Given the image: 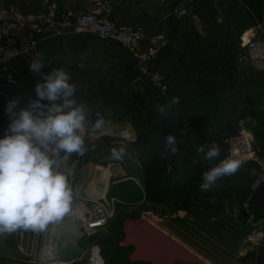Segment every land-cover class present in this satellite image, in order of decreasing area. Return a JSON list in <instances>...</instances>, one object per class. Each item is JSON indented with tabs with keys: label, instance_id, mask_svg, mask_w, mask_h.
Returning <instances> with one entry per match:
<instances>
[{
	"label": "rangeland",
	"instance_id": "374dc122",
	"mask_svg": "<svg viewBox=\"0 0 264 264\" xmlns=\"http://www.w3.org/2000/svg\"><path fill=\"white\" fill-rule=\"evenodd\" d=\"M84 37L100 43L112 58L92 57L89 65V60L68 56L62 45L54 52L48 46L45 52L41 49L44 62L39 68L20 61L10 64L18 70L17 84L11 88L6 87L0 67V139L17 132L26 134L31 125H76L71 134L75 141L56 150L53 146L51 152L49 149L37 159L25 160L24 173L9 185L5 183L0 193V264H264V242L258 246L245 244L246 223L236 219L238 214L243 216L246 207L254 209L256 218L264 217V185L252 189L253 164L232 167L227 162V139L240 128L251 131L254 150L264 156V142L259 139L263 120L249 111H239L235 105L234 112L224 110L215 113V118L208 117L210 122L199 119L197 112L184 117L186 103H172L173 108L166 110L164 100L168 98L148 82L138 83V73L126 50L122 48L125 57H118L117 43L92 34ZM190 105L200 113V108L211 104ZM170 112L176 118L175 125H190L193 134L205 122L204 141L199 139L191 147L184 138L167 150L170 164H182L180 175L200 174L192 187L201 180L206 184L200 189L202 194L194 190L165 201L168 196L148 199L143 165L131 144L136 142V127L144 124L147 132L158 133L168 122L164 114ZM249 116L252 123L242 124ZM219 120L226 128L216 139ZM211 135L212 141L208 138ZM133 138L135 142L131 143ZM67 141L61 140V145ZM44 147L47 145L41 149ZM62 158L70 167L74 165L72 180L57 179V170L64 166L59 161ZM7 172V167L0 170L1 180L5 181ZM106 173L107 192L97 199ZM173 184L171 181L169 187ZM62 189H70L71 195L63 193L77 202L80 211L98 212V207L105 206L113 213L107 226L84 235L77 260L39 261L30 253L39 251L42 245L46 203Z\"/></svg>",
	"mask_w": 264,
	"mask_h": 264
},
{
	"label": "crops",
	"instance_id": "0c3cea01",
	"mask_svg": "<svg viewBox=\"0 0 264 264\" xmlns=\"http://www.w3.org/2000/svg\"><path fill=\"white\" fill-rule=\"evenodd\" d=\"M94 1L50 0L59 11L74 14L89 11ZM108 1L113 3V19L117 25H141L148 37L159 35L165 38L166 45L153 68L162 73L169 88L166 97L173 104H187L182 110L183 116L193 117L192 113L197 112L196 115H201L199 119L205 120L211 115L215 118L213 110L216 107H202L199 113L190 105L207 102L223 104V110L228 113L236 110L233 107L235 105L239 111H249V114L262 119L264 123V72L239 62L240 36L256 23L264 26V0H194L186 4L188 13L182 18L178 17L176 11L187 0ZM45 4L46 0H0V6H18L27 13L38 12ZM57 37H41V49L45 52L51 46L54 52L56 46L62 45L61 49L68 56L75 60L83 58L85 62L89 60V65L92 57L95 60L107 56L112 58L111 52L99 47L100 43L84 35ZM191 39L195 46H191ZM117 48L120 50L118 57H125V51L119 46ZM127 53L131 57L128 51ZM122 59L123 57L118 61ZM174 98L179 102L174 103ZM253 117L249 116L242 124L249 126ZM204 126L205 122L199 129L205 133ZM221 127H217V137L224 135ZM183 130L193 134L190 125H185ZM209 139L212 141V135ZM259 139L264 142V131ZM195 142L190 140L184 143L195 147ZM261 194L264 196V187ZM236 222L241 223L238 220Z\"/></svg>",
	"mask_w": 264,
	"mask_h": 264
},
{
	"label": "built area",
	"instance_id": "2783aa9c",
	"mask_svg": "<svg viewBox=\"0 0 264 264\" xmlns=\"http://www.w3.org/2000/svg\"><path fill=\"white\" fill-rule=\"evenodd\" d=\"M190 1L193 0H187L185 5L176 11L178 17L182 18L187 15L186 4ZM86 34L96 35L103 40L117 43L128 51L134 60L139 80L148 82L161 95L168 94L169 88L162 73L153 68V64L160 57L166 45L165 38L159 35L148 37L141 25H117L113 19V3L108 0H95L89 11L78 14L59 11L50 0H46L45 7L38 12L27 13L18 6L1 5L0 67L2 68L1 77L6 87L11 88L17 84L18 70L10 67L12 62L22 60L27 66L33 68H39L43 64L41 37ZM239 45L242 50L239 62L264 72L263 24L256 23L244 32L240 36ZM173 102L178 103L179 100L174 98ZM227 142L230 146L227 156L228 164L232 167H240L247 163L253 164L256 171L252 177L251 186L253 190L259 189L264 185V156L254 150L252 134L247 129L240 128L227 139ZM62 159L59 161L62 160L63 169H58L56 176L59 175L60 179L70 178L71 168L65 159ZM244 211L247 216L242 217L248 229L244 238L245 244L262 245L264 217L256 218L248 207ZM112 213L113 211H109L105 206L98 207V212L91 211L84 222L83 233L85 235L93 233L107 226ZM237 218H241L239 214Z\"/></svg>",
	"mask_w": 264,
	"mask_h": 264
},
{
	"label": "bare ground",
	"instance_id": "6f19581e",
	"mask_svg": "<svg viewBox=\"0 0 264 264\" xmlns=\"http://www.w3.org/2000/svg\"><path fill=\"white\" fill-rule=\"evenodd\" d=\"M34 126L31 125L30 128L32 129L27 130L26 134L17 132L0 139V169H2L3 166L8 165L11 168V170L13 169L12 171L14 172V176L19 177L24 173L23 168H26L25 160H27L26 162H28L30 160L37 159L38 157H41L43 154H46L49 151V149L53 148V146L60 148L59 146L64 147L71 144L72 141H75L74 135H71L76 130V125L74 124L58 125L55 123L54 124L50 123L49 125L44 124L38 127H34ZM67 138H68L67 143L61 145L62 143L61 140ZM40 145L42 146L47 145V147L41 149L42 146ZM70 168H71L70 171L69 168L68 171L70 173L69 174L70 180H72L71 176L74 172L73 171L74 165ZM107 175L108 174L106 173V175L101 180L100 184L103 185L101 187L103 188V190L102 192L98 193V195L96 196L97 199L99 198V196L103 197L107 192V182H108ZM57 179H60L59 175H57ZM67 190L62 189L57 191V193L55 194L56 197L51 198L46 203L48 207L46 210L44 209L45 213L42 216V220H44L42 225L43 234H44L42 245L39 251L35 249L33 252L30 253L34 258H36L39 261L55 260L56 251L53 248L52 243L56 234V230H59V228H61V224L64 221V219L67 220L70 219L71 222L73 220L72 225L70 224L69 226L75 228L76 231L78 229L77 227L79 221H82V226L80 227L81 228L80 233L82 235V238L85 235L83 233V226H84V222L89 216V213L91 212V209L84 211L81 210L82 211L81 212L76 207L77 202L72 201L69 196L64 194V193H69L71 195V193L69 192L70 189ZM93 199L95 200V198ZM52 200H54L55 202L53 201L52 203H50ZM63 226L64 225H62V227ZM63 262H70V261H63Z\"/></svg>",
	"mask_w": 264,
	"mask_h": 264
},
{
	"label": "trees",
	"instance_id": "16d2710c",
	"mask_svg": "<svg viewBox=\"0 0 264 264\" xmlns=\"http://www.w3.org/2000/svg\"><path fill=\"white\" fill-rule=\"evenodd\" d=\"M241 53L242 51L240 49V54ZM164 104L166 106V110L173 108L172 101L169 98L164 100ZM211 106L216 107V109L213 110L216 114L224 111L221 104H211ZM170 114L171 115L164 114V118L168 122L165 126H162L161 131L158 133H155V131H152L151 133L147 132L144 124L141 127H136L139 128L136 133V142L131 144L136 152L138 161L143 165L145 175L144 190L148 199H150V197H153L154 199L156 195L157 197L159 195L160 197L168 196L163 200L165 201L166 199H170L172 197L176 198L179 195L182 196L185 192H194V190H196L197 193L202 194L200 189L206 184V182L201 180V184H197L192 187L193 183L196 181L195 179H197L200 174L196 172L191 174L189 177L183 173L180 175V172L182 171V164L174 162H172L173 164H170L171 162L168 161L169 155L167 148L172 145V143L184 141V138L189 141H198L199 139L205 140L207 134L202 132L199 128L194 130V134L188 133L186 130H183L184 127L180 128L175 125L176 118H172V112H170ZM210 117H212V115ZM205 120L210 122V118L208 117H206ZM218 123V125L222 126L221 131L225 130L223 127L226 128V126L222 125L223 121L220 122L219 120ZM218 138L220 137H217L216 139ZM134 141L135 139L133 138L131 143ZM171 181H174L175 184L170 186V188L169 185L171 184ZM168 187L169 191H167ZM211 190H213V186L211 187ZM187 197L191 199L190 194H187ZM240 217L243 219L242 215H240Z\"/></svg>",
	"mask_w": 264,
	"mask_h": 264
},
{
	"label": "water",
	"instance_id": "95a60500",
	"mask_svg": "<svg viewBox=\"0 0 264 264\" xmlns=\"http://www.w3.org/2000/svg\"><path fill=\"white\" fill-rule=\"evenodd\" d=\"M139 82H141V80H138V83ZM95 126H97L96 123ZM56 149H58V147H54V150ZM52 150L53 148L49 152H51ZM3 167H7V166H3ZM7 171L9 172H7L8 174H6V177L4 178L5 181L8 180L7 182L1 180V178H3V174L0 175V193L3 187L5 186V183H8L9 185L10 182H12V180L18 178L17 176L11 174L12 172L10 170V167H7ZM243 216L244 217L247 216V213L245 211L243 212ZM72 223L73 220L71 222L70 219L69 220L64 219V221L61 224V228H59V230H56V234L52 243L53 248L56 251L55 253L56 261H60V260L73 261L79 258L80 255L82 254V247H81L82 235L80 233V229H81L80 227L82 226V221H79L77 231L72 226H69L70 224L72 225ZM62 225L64 226L62 227Z\"/></svg>",
	"mask_w": 264,
	"mask_h": 264
}]
</instances>
